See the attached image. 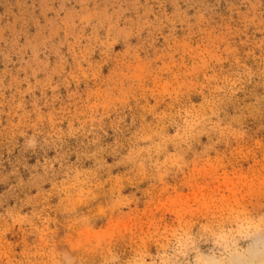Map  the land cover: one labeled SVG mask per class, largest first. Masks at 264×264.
I'll list each match as a JSON object with an SVG mask.
<instances>
[{"label": "rangeland", "instance_id": "1", "mask_svg": "<svg viewBox=\"0 0 264 264\" xmlns=\"http://www.w3.org/2000/svg\"><path fill=\"white\" fill-rule=\"evenodd\" d=\"M0 264H264V0H0Z\"/></svg>", "mask_w": 264, "mask_h": 264}]
</instances>
